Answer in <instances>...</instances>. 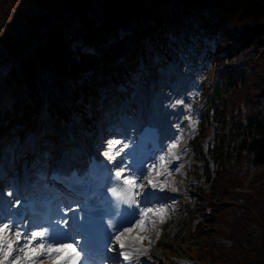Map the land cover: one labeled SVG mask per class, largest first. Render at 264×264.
<instances>
[{"label":"trees","instance_id":"16d2710c","mask_svg":"<svg viewBox=\"0 0 264 264\" xmlns=\"http://www.w3.org/2000/svg\"><path fill=\"white\" fill-rule=\"evenodd\" d=\"M181 47L216 122L202 190L212 225L191 251L196 264H264V0H0V123L21 119L15 85L26 124L40 117L44 72L86 116L98 78L129 76L143 49L177 66Z\"/></svg>","mask_w":264,"mask_h":264},{"label":"rangeland","instance_id":"374dc122","mask_svg":"<svg viewBox=\"0 0 264 264\" xmlns=\"http://www.w3.org/2000/svg\"><path fill=\"white\" fill-rule=\"evenodd\" d=\"M179 50L175 54V60L178 63L177 68L184 74V77L176 71L166 57L155 55L149 49H143L141 64L129 76L123 78L120 69L109 73L112 85L115 84L113 80V75H115L120 91H115L112 85H104L108 83L106 80H109V75L97 83L96 94L91 95L89 105H87L88 117L79 115L73 111L71 106L66 105L63 98L53 89L50 74L44 72V80L39 85L43 91L42 108L39 110L41 117L35 118L29 128H24V124L20 123L18 129L0 134V168L4 169L11 160L14 164H12L13 171L11 172L18 173L23 168L20 167L21 165L32 160L37 169L34 174L40 175L45 166L61 154L60 151H67L68 154L72 151L70 148H60L61 144L67 142V140L63 141L64 138L73 139L79 136L85 141V145H90L98 151L107 150L110 142L115 140L113 133L117 130L115 123L119 119L120 110L118 109L121 104L127 99L132 101L140 97L139 93L146 94L148 89H151L149 86L152 82L164 81L166 87L162 91H173L174 104L180 110L183 108L186 110L185 118L191 122V131L183 134L182 139L176 143L178 148L185 146L188 149L179 173V178L184 182L182 187L186 194L176 200L173 199L172 202L170 200L168 205L162 208L163 211H159V217L154 216L145 222L146 232L141 233L147 238L151 235L150 252L159 257L158 262L152 264H196L197 258L194 257L191 248L200 238H206L207 229L212 225L211 208L208 205L210 201L203 196L202 190L206 185V168L210 170L213 167L210 150L216 142V122L207 109L209 98L202 100L208 80L204 78L202 69L194 70L191 67L185 56L184 48L181 47ZM88 77V73H83L81 79ZM22 91L21 85H15L10 88L8 94L12 98H22ZM134 106L136 108V105L128 107L131 109ZM86 119H90V123H87ZM59 129H62L64 134L60 133ZM182 130L185 132L186 128ZM54 131H57L55 136ZM92 137L95 140H91ZM22 148L25 151V157L16 160L22 154L19 153ZM166 153L167 151L164 156H167ZM9 175L7 180L12 179ZM171 185L172 181H169L167 186ZM1 187L4 191L12 190L10 183ZM178 191L176 189L175 193ZM163 252L168 253V258ZM153 257H151L152 260H156Z\"/></svg>","mask_w":264,"mask_h":264},{"label":"snow or ice","instance_id":"6c2138e0","mask_svg":"<svg viewBox=\"0 0 264 264\" xmlns=\"http://www.w3.org/2000/svg\"><path fill=\"white\" fill-rule=\"evenodd\" d=\"M108 147L109 145L107 150ZM171 147L176 148L177 144L173 143ZM107 150L102 149V153ZM126 158L133 162L128 157V152L125 153L123 159L115 160L114 165H110L106 160L107 165L111 168L108 173L111 182L107 184L106 192L112 202L115 214L105 218L110 239L104 245V253L106 257H122L123 261H131L133 260L132 255L129 252L121 251V249L127 248L130 241L142 244L146 239L140 233L146 231L145 220L148 212L159 202L158 194L162 191V189L158 191V185L147 178L150 171H156L157 160H162L163 157L156 152L153 159L138 162L136 169L129 166L132 163L127 164V168L131 169L128 171L129 174L125 175L124 172L123 175L118 176L117 173L125 167L126 162H122L119 167H116L117 162L124 161ZM172 171L174 172L175 169ZM128 177L134 178L135 187L131 189L130 195L121 196L119 193L125 192L124 182ZM146 180L147 184H145ZM129 182L131 183V181ZM137 189L142 191H137ZM113 197H117V199H113ZM69 203L71 207H66L63 203L60 204L59 211L62 215L52 219L49 224L18 215L21 203L19 199L15 200L11 208L17 210L16 212L0 214V264H6L9 261L10 264H81L82 260L85 264L84 239L82 236L72 235L73 217L82 225L85 220L84 209L79 203H74L71 200ZM125 208L128 210V215L125 214ZM133 224L135 227H132ZM59 229H63L64 232H59ZM65 233L68 235L66 236ZM9 236H14L15 241L9 239ZM112 253L115 255H111ZM41 257L46 259L41 260ZM89 264H93V261L89 260ZM100 264H121V261L105 258Z\"/></svg>","mask_w":264,"mask_h":264},{"label":"bare ground","instance_id":"6f19581e","mask_svg":"<svg viewBox=\"0 0 264 264\" xmlns=\"http://www.w3.org/2000/svg\"><path fill=\"white\" fill-rule=\"evenodd\" d=\"M131 72H134V71L131 70L130 73ZM102 79L103 77L98 78L95 81L96 85ZM106 85H108V83ZM149 87L151 89H148L149 91L146 94L139 93L140 97H137L133 99L132 101L127 100L126 103H123L121 105L120 110L122 113L119 116V120L117 121V127L120 129L121 127H126V124L129 123V130L130 129L138 130L142 127L143 124L154 122L162 126V131L166 139H169L172 135H175V140L173 141V143H177L178 140L182 139L183 134H186L191 131V125H190L191 122L190 120H187L188 118L187 119L185 118V116L187 115V112L184 108L180 110V108H178V106L174 104L175 96H174L173 91H165V90L162 91L166 87L164 85V81L156 80L152 82V85ZM133 103H135L134 105H136V108H134L135 107L134 106L133 108H131L132 111L129 112V109H127V106ZM182 128H186V131L184 132ZM59 131L60 133L63 132L62 129H59ZM62 134H64V132ZM75 137L76 138H73V139L72 138L63 139V141L67 140L65 146L70 145L71 147H68V146L65 147L63 146V144H61V147L70 148L72 149V151L71 150L70 151L73 153L77 152V155L81 153L84 154L86 152H89V153L99 154L102 158L105 159V157L102 155V152L98 150L90 152L89 150L90 148L85 145V141L79 136H75ZM117 139L120 140L122 143V138H117ZM121 143L114 146V152H119L118 148L121 149V145H122ZM171 148L172 147L169 144V146L167 147V153L169 152V154L167 156H164L163 154L159 155L163 157L162 160L158 159V161L156 162L159 165V168L156 169L155 172H150L147 179L154 181L157 185L163 186L164 188L163 191H165L170 197H172L171 198L172 200L174 199L173 193L176 191V189L183 190L184 188L182 187L184 182L183 180L179 178L180 177L179 173L181 172V169H180L181 164H184L185 162L188 149L185 146H183L182 148L177 147L172 151L173 148L172 149ZM63 154L60 155V158H63L64 159L63 161H67V158L65 159L66 155L68 154L67 151H64ZM24 157L25 156L23 155V158ZM116 160H119V158L116 157ZM50 164H51V161L49 162V165ZM24 169H30L27 175L24 177V179L27 180L30 175V171L33 172L35 170V163L33 161L28 162L24 166L22 172L24 171ZM173 169H175L174 172L172 171ZM11 171H13L12 168H11ZM2 173H3V170H0V174ZM169 181H172V185L170 187L167 186ZM145 184H147V180L145 181ZM13 185L14 186L11 192L9 191L4 192V191H1L0 189V198L5 199V205L9 204L12 198L15 196L14 189L16 186H22L24 188V186H26L27 184L24 181L20 182V177L18 175L17 180L14 182ZM178 186H181V187H178ZM37 190L38 188L35 187V188H32L30 191L35 193L37 192ZM185 194L186 193H183V196ZM140 235L142 234L140 233ZM150 237L151 235H148V238L146 237V239H144L142 244L134 243L135 244L134 251L136 253L135 260L142 264H152V263L158 262L157 260L159 259L157 254L150 252V249H149ZM129 244H131V241L129 242ZM137 249H139V251H137ZM122 250H128V247ZM111 255H115V253H112ZM164 255H166V258H168L167 252H165ZM152 256H154L156 260L153 259L154 262L153 260H151L150 261L151 263H148L147 259H149ZM107 258L116 259L115 257L112 258L111 256H107ZM6 264H10V262Z\"/></svg>","mask_w":264,"mask_h":264},{"label":"clouds","instance_id":"9594fccd","mask_svg":"<svg viewBox=\"0 0 264 264\" xmlns=\"http://www.w3.org/2000/svg\"><path fill=\"white\" fill-rule=\"evenodd\" d=\"M120 140H112L109 144L108 150L102 153V155L111 163L116 160V157L120 156L121 153L124 152V148H121L119 152H114V146L120 144ZM125 147H128L126 144ZM131 160L126 161V165L124 168H122L117 175H123L125 171H131V169L127 168V164H131ZM131 181V183L129 182ZM125 183V192L119 193L121 196L130 195L131 189L135 187V180L133 177H128V179L124 182Z\"/></svg>","mask_w":264,"mask_h":264}]
</instances>
